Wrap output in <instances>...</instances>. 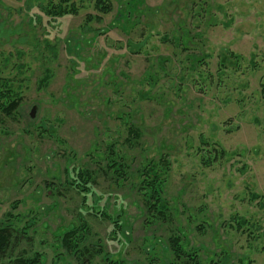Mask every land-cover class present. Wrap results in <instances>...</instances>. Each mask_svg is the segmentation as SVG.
Wrapping results in <instances>:
<instances>
[{"label":"rangeland","instance_id":"rangeland-1","mask_svg":"<svg viewBox=\"0 0 264 264\" xmlns=\"http://www.w3.org/2000/svg\"><path fill=\"white\" fill-rule=\"evenodd\" d=\"M41 1L0 0V79L21 94L0 112L1 264H264V0H107L106 14L77 0L57 18ZM161 156L171 214L149 222L135 170ZM81 221L85 248L61 249ZM171 234L194 263L172 258Z\"/></svg>","mask_w":264,"mask_h":264},{"label":"trees","instance_id":"trees-1","mask_svg":"<svg viewBox=\"0 0 264 264\" xmlns=\"http://www.w3.org/2000/svg\"><path fill=\"white\" fill-rule=\"evenodd\" d=\"M84 0H80L82 2ZM77 0H47L46 2L41 1L39 3V8L44 15L49 18L63 17L66 15H74L78 13L79 5ZM94 7L101 13H109L111 11V6L107 0H94ZM119 11H117V14ZM121 16V15H120ZM90 19V16H87ZM128 18V16L126 15ZM131 17V15H130ZM112 25V23H111ZM110 25V26H111ZM109 30V29H108ZM45 82H41L42 86ZM260 94L264 100V83H261ZM21 101L20 90H17L9 79H0V112L6 117L11 116L17 109ZM131 135H137V132L132 130L128 131ZM203 145H208L207 141L202 142ZM111 146V145H110ZM214 158L216 156H222L225 152L222 148L217 151L216 148ZM112 151V149H110ZM160 157L159 161L152 162L148 161L142 169H136V175L138 180L137 194L140 196V200L145 209L146 217L151 222L152 218L156 220L159 216L167 218L170 216V207L166 205L165 198V181L167 174L165 161ZM108 160V168H112L116 176L126 175L130 170V165L126 164L123 157L116 155L115 158L110 157ZM207 158L201 159L202 163H206ZM76 177L79 183H75L72 179L69 182L72 186L78 188V191H82L79 188L80 185L87 183L90 180L91 172L87 169H79L76 173ZM86 191V190H84ZM254 199H264V193L261 195L252 194L251 197ZM84 200V199H83ZM264 203V200L262 201ZM264 207V205H263ZM148 223V222H147ZM116 229L119 228V223L115 222ZM9 224L0 222V264H1V254L7 249V246L11 243V233H9ZM93 235L91 233V228L85 222L81 221L79 224L73 225L70 228L63 229L57 235L59 238V243L62 248L68 251L83 250L86 246L85 236ZM167 248L170 250L172 258L180 259L182 255L189 257V260L194 263L192 254L189 253V248L187 243H183L181 237L175 234H171L167 237ZM81 245V246H80ZM77 252V251H76ZM191 252V250H190ZM108 255L102 254L101 259L104 264H122L121 260H112L107 257ZM14 264H45L42 254L39 252H33L31 255L26 257H21L15 260ZM213 264H218V262L213 261Z\"/></svg>","mask_w":264,"mask_h":264},{"label":"water","instance_id":"water-1","mask_svg":"<svg viewBox=\"0 0 264 264\" xmlns=\"http://www.w3.org/2000/svg\"><path fill=\"white\" fill-rule=\"evenodd\" d=\"M35 110H36V106H33V107L31 108V110H30V113H29V116H30L31 118H34Z\"/></svg>","mask_w":264,"mask_h":264}]
</instances>
